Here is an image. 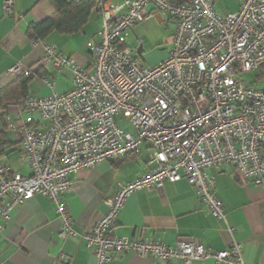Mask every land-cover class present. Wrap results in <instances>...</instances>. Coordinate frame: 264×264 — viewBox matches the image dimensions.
I'll list each match as a JSON object with an SVG mask.
<instances>
[{
    "label": "built area",
    "instance_id": "built-area-1",
    "mask_svg": "<svg viewBox=\"0 0 264 264\" xmlns=\"http://www.w3.org/2000/svg\"><path fill=\"white\" fill-rule=\"evenodd\" d=\"M238 1L237 11L221 14L211 0H98L99 41L86 43L88 68L56 46L31 39L42 44L41 65L67 75L71 88L57 92L55 80L42 76L50 95H28L4 106L6 128L17 134L29 173L0 161V229L15 206L41 195L55 203L59 237L75 236L62 199L72 187L69 175L135 154L147 144V172L119 183L105 201L106 213L83 235L95 264H109L124 252L164 263L212 258L214 264H251L235 241L213 252L193 241L169 246L156 238L129 239L113 232L126 198L164 181L185 178L220 219L223 206L207 169L229 165L241 181L263 183L264 89L243 76L264 67V0ZM148 5L174 23L171 50L153 65L127 43L130 31L152 16ZM2 9L11 16L13 0H3ZM33 72L20 63L8 70L13 77ZM119 117L132 131L119 125ZM60 261L69 258L61 255Z\"/></svg>",
    "mask_w": 264,
    "mask_h": 264
},
{
    "label": "crops",
    "instance_id": "crops-1",
    "mask_svg": "<svg viewBox=\"0 0 264 264\" xmlns=\"http://www.w3.org/2000/svg\"><path fill=\"white\" fill-rule=\"evenodd\" d=\"M109 1L118 4L123 0ZM211 1L221 14L233 13L239 7L238 0ZM2 3L0 0V90L16 79L8 74V70L17 63L34 72L45 69L43 75L37 74L31 79L29 94L38 97L51 94L52 90L42 82V76L55 80L57 92L69 90L71 79L41 65L42 44H32L28 35L31 25L58 12L56 0H13L11 16L4 15ZM146 10L152 16L137 24L127 38L134 36L130 47H136L137 52L142 47L139 54L143 62L153 65L162 61L171 50L174 23L156 12L152 5L146 6ZM100 25L99 11L93 10L82 29L73 34L53 31L42 42L56 46L59 53L72 56L88 68L91 55L86 43L99 41ZM243 77L252 86L264 89V67ZM44 90L48 91L46 95L40 94ZM35 118L39 119L37 115ZM5 120L7 123V116ZM0 137V146L4 150L0 161L8 163L15 172L29 173L17 134L5 129L1 118ZM261 153L264 157V147ZM148 155L147 144H142L135 154L116 157L69 175L72 187L63 193L62 199L73 220L75 236L59 237L58 213L55 203L49 199L35 195L15 206L9 220L1 222L0 263L95 264V257L86 247L83 235L106 213L105 201L115 194L119 183H127L147 172ZM206 173L214 180V192L222 203L224 219L212 216L198 199L194 187L181 178L129 195L113 232L129 239L156 238L169 246H174L178 240L193 241L213 252L225 250L235 241L242 245V256L246 262L264 264V181L262 184L243 182L229 165L209 168ZM61 255L67 256L69 262L62 263ZM109 264H214V261L207 258L185 263L178 259L164 263L124 252L115 255Z\"/></svg>",
    "mask_w": 264,
    "mask_h": 264
},
{
    "label": "trees",
    "instance_id": "trees-1",
    "mask_svg": "<svg viewBox=\"0 0 264 264\" xmlns=\"http://www.w3.org/2000/svg\"><path fill=\"white\" fill-rule=\"evenodd\" d=\"M97 1L98 0H85L80 2H69L67 0H56L58 12L39 23L31 25L28 30L30 39L43 41V39L53 31H57L61 34H73L77 32L82 29L87 22L91 12L97 10ZM44 72L45 69L41 68L33 72V75L30 77H16L13 82L0 90V112H3L0 114V118L5 129L7 111L4 109V106L16 104L28 95H31L28 91L31 79L37 74L43 75ZM3 155L4 150L0 146V159Z\"/></svg>",
    "mask_w": 264,
    "mask_h": 264
},
{
    "label": "rangeland",
    "instance_id": "rangeland-1",
    "mask_svg": "<svg viewBox=\"0 0 264 264\" xmlns=\"http://www.w3.org/2000/svg\"><path fill=\"white\" fill-rule=\"evenodd\" d=\"M132 33V32H131ZM134 40V36L132 37L131 35H130V37L129 38H127V42H128V45L129 46H131V44L134 42L133 41ZM145 63H149L148 61H145ZM56 75V74H55ZM63 79V78H62ZM45 87V86H44ZM48 91L47 90H44V91H40V94H42V95H46V93H47ZM118 122H119V125L121 126V127H123V128H125L126 130H128V131H132V128H131V126L129 125V123L127 122V121H123V120H121L120 119V117L118 118Z\"/></svg>",
    "mask_w": 264,
    "mask_h": 264
},
{
    "label": "water",
    "instance_id": "water-1",
    "mask_svg": "<svg viewBox=\"0 0 264 264\" xmlns=\"http://www.w3.org/2000/svg\"><path fill=\"white\" fill-rule=\"evenodd\" d=\"M142 52V47H139L138 53Z\"/></svg>",
    "mask_w": 264,
    "mask_h": 264
}]
</instances>
